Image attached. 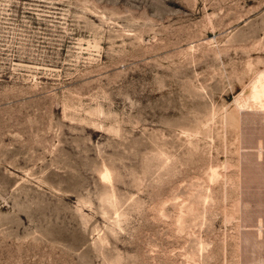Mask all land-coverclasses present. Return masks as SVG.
Instances as JSON below:
<instances>
[{
    "label": "rangeland",
    "instance_id": "1",
    "mask_svg": "<svg viewBox=\"0 0 264 264\" xmlns=\"http://www.w3.org/2000/svg\"><path fill=\"white\" fill-rule=\"evenodd\" d=\"M0 264H264V0H0Z\"/></svg>",
    "mask_w": 264,
    "mask_h": 264
}]
</instances>
